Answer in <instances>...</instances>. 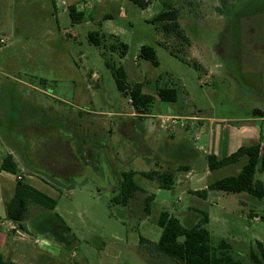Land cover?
<instances>
[{
	"label": "rangeland",
	"instance_id": "374dc122",
	"mask_svg": "<svg viewBox=\"0 0 264 264\" xmlns=\"http://www.w3.org/2000/svg\"><path fill=\"white\" fill-rule=\"evenodd\" d=\"M176 1L181 8L180 23L191 37V44L183 46L186 60L161 46L156 27L148 22L161 9V0H152L146 10L129 2L126 18L113 10L111 22L128 45L122 58L88 40V32L96 26L76 35L68 13L60 20V33L56 29L52 50L45 48L48 38L45 35L44 42L42 34L48 27L55 29L54 24L35 27L42 35L41 42L30 44V52L10 48L0 52V168L1 155L12 153L24 170L5 173L8 188L14 187L18 174L25 180L26 173L33 181L44 182L57 201L52 212L36 205L30 209L27 226L33 237H23L34 254L28 264H179L140 242L142 237L158 241L162 233L158 218L164 203L159 200L156 181L135 176L147 194L157 195L149 216H144L140 200L126 206L113 200L118 197L124 171H176L185 147L180 140L169 143V116L143 118L146 123L155 122L159 142L147 143L137 126L126 130L129 136L122 134L128 117L120 114L140 112L118 89L106 62L111 59L122 64L129 82L149 81L150 92L169 82L167 74L180 79L178 102L155 100L153 113L182 109L218 123L246 119L254 108H264V0ZM101 29L110 31L107 25ZM13 31L11 22H0V40L5 39V32ZM141 41L156 49L158 67L138 58ZM182 121L192 124L187 132L191 141L199 133V121ZM246 161L207 175L206 159L201 156L196 162L200 179L196 187L201 190L218 179L237 175ZM190 185L186 179L182 185L164 189L170 193L167 205L172 213L168 212L188 226L197 218L187 219V213L177 210L205 207L210 213L211 243L217 246L225 240L232 247L228 253L236 260L254 264L250 252L258 240L264 243V222L249 217L253 207L250 195L215 191L205 200L184 190V186L193 187ZM2 199L6 201L5 196ZM42 214L46 215L41 218ZM11 235L22 237L15 232ZM34 237L42 242H35ZM47 243L62 250L37 255L39 248L48 249Z\"/></svg>",
	"mask_w": 264,
	"mask_h": 264
},
{
	"label": "trees",
	"instance_id": "16d2710c",
	"mask_svg": "<svg viewBox=\"0 0 264 264\" xmlns=\"http://www.w3.org/2000/svg\"><path fill=\"white\" fill-rule=\"evenodd\" d=\"M130 1L142 9H146L152 4V0ZM176 2V0H161V9L148 22L156 27L158 43L171 54L177 57L182 55L186 60L183 54V46L186 47L191 44V37L180 23L181 8L176 6ZM69 16L73 23H79L84 18L82 12H77L72 7L69 9ZM88 40L97 47H103L112 53H117L120 58L124 57L128 51V45L113 34L92 31L88 34ZM139 58L149 61L154 67L160 65L153 46L142 45ZM106 64L112 70L118 89L129 97L133 108L140 113H151L152 105L157 98L167 103L175 104L178 102L180 87L176 83L157 87L154 95L145 91V81L129 82L127 72L122 64H117L111 59L107 60ZM192 64L196 67L194 63ZM251 114L254 117H264V111L260 108H254ZM263 138L264 136L260 141L253 144L243 145L227 156L208 155V167L211 171L240 162L243 158H246L247 161L237 175L218 179L208 184L205 189L196 190L193 193L204 199L208 197L210 192L215 191L247 193L253 198L263 200L264 185L256 180V173L264 172ZM1 168L12 174H17L20 171L19 164L12 154L4 157ZM184 169L187 168H179V170ZM137 175L156 181L160 188L170 190L175 183V171L164 169L139 172L131 169L122 173L121 181L117 186L119 194L113 201L126 206L130 201L137 203L140 200L143 203L144 216H149L154 195L147 194L144 188L135 181ZM34 205L52 212L57 206V201L26 180H18L15 184L14 194L6 204V216L18 224L21 229L27 230V220L31 214L30 209ZM199 215L193 224L185 226L178 217L163 210L158 218V225L162 228L159 240L152 241L142 237L140 242L158 256L170 257L179 264H241L239 260L228 253L232 250L231 244L225 240L220 241L217 246L211 243V232L208 228L209 215L204 211H199ZM250 215L252 214L250 213ZM260 219L264 222V214L260 215ZM250 258L254 264H264V243L256 242V245L251 249ZM0 264L15 263L5 260L0 253Z\"/></svg>",
	"mask_w": 264,
	"mask_h": 264
},
{
	"label": "crops",
	"instance_id": "0c3cea01",
	"mask_svg": "<svg viewBox=\"0 0 264 264\" xmlns=\"http://www.w3.org/2000/svg\"><path fill=\"white\" fill-rule=\"evenodd\" d=\"M129 2L133 3L130 0H0V22L2 23L11 22V24L14 26V31L5 32V39L0 40V43L4 44L2 46L0 45V52L8 48L12 49L13 51L28 50V52H30V49H33V46L30 44H34L36 42L40 43L41 42L40 39L42 35L44 38V42L46 41L45 35H47L48 38V40L44 43L47 44L45 45V48H47L46 46H48L49 51L52 50L51 44L52 42H55V39H57L56 38L57 32L60 33V24H59L61 22L60 20L64 19V17L66 16L65 13L69 14V9L71 7L76 9L77 12H82L84 14L83 20L80 21L79 23H73L71 20L72 27L74 32H76V35H79V33L82 30L86 29L87 27L96 26L97 29H95L94 31H101L107 34H113L116 35L121 40L118 34L119 31L116 29V27H114V24H112L111 22L113 18L112 12L113 10L114 11L116 10L118 12L119 17L121 18L128 17L127 10L129 7H131ZM149 7H147L146 9H148ZM146 9H142V10H146ZM109 20L110 22H108ZM52 24H54L55 29H52V27H48L42 35L40 34V32L37 33L35 32V27L37 25L38 27L43 28L48 25L51 26ZM104 25H107L109 27V29L107 30L110 31L102 30L101 27ZM90 32H88V34ZM67 34L68 33L66 31L65 36ZM70 34L72 35V33ZM60 36L62 35L60 34ZM142 45H149V44H146L144 43V41H141L139 45V52ZM166 76L169 80V82L166 84L176 83L181 88L182 84L180 79L174 76L172 77V75L170 74H167ZM174 78L176 81L174 80ZM141 81H144L143 78L133 82H141ZM145 82H147L145 85V91L155 95V92H150L149 90H147L149 81H145ZM164 85L161 84L159 87ZM156 100L160 101L158 98ZM152 109H151V113L149 114H144V113L136 114L135 112L125 113V114L121 113L120 115L122 117L124 118L128 117L125 120L127 122L122 124L123 125L122 129L125 130L122 131V134L125 137L129 136L126 135V130H128L129 128L132 129L137 126L141 134L140 136H142L147 143L149 141L154 142L155 140H156L155 142H159L161 136L159 134L160 131L155 125V122L150 121L146 123V121H143V118L144 117L160 118V116H170V117L172 116L177 118V123L175 125H180V127L181 126L182 127L174 128L175 125L172 124L170 128L172 129L171 132L169 131L170 129L168 128L166 129H168L169 131V138H170L169 143L175 141L178 142L180 140L182 142V145L185 147L181 149L180 157L182 160L179 161L178 165L180 166L178 167L179 168L185 167L187 169L183 170V172H185L184 174L179 175L178 172L182 170H179L177 165H175V169H176L175 183L173 187L182 185V183L186 181V179H188L191 183L190 186L193 187L184 186V190L189 191L193 195H196L193 193V191L199 190V188L196 187L197 184L200 182V179L196 174L197 171L196 162L201 156H205L206 159L205 170H206V174L208 175L212 173V171L208 167V160H207L208 155L213 154L218 157L230 155L231 153L235 152L239 147L260 141V139L264 136V117H254L252 116V114H250L249 117L243 120L234 119V121L230 122L229 120L231 119H225L222 123H218L213 119H207V118H202L200 116L189 115L188 113H185L182 109H178L177 111H175L174 109H172V111H164V112L160 111L159 113H153ZM262 110L264 111V108ZM182 118H185L187 120H194L195 122L199 121L198 124L199 133L196 134V137L194 136V139H192L191 141L188 140L189 137L187 136V132L190 131L192 124L185 123V125H182L179 120ZM195 140L198 141L199 143L195 142ZM171 144H169L170 146H168V148L171 147ZM262 144L264 146V138ZM1 157L3 162L4 159L3 155H1ZM19 168L24 170V167H21L20 164H19ZM5 173L10 174V172L2 170V168H0V223L2 221L10 222V219H8L6 216V204L12 198L16 184L15 183L14 187L11 188L10 190V188H8L7 185V180L9 178L8 176L5 175ZM28 175L29 174L25 173V180L29 184L33 185L34 187H36L41 191L44 190L43 191L44 193H46L47 195L53 198V196L50 195V193H48L49 189L46 188L45 186L46 184H44V182L33 181L34 179L32 178L34 177L32 175L29 176ZM256 180L264 185V172H257ZM206 187L207 185H205L204 188H201V190L205 189ZM152 195H154V200H155V197L157 195L155 193H153ZM2 196L6 197V201L2 202L3 200ZM159 197H160L159 198L160 202H162V204L164 203L163 210H167L171 212V210H169V205H167L170 199V193L164 192L163 188H159ZM208 197L205 200H207ZM250 198L251 201L249 202L252 203L253 207L248 213V215L251 218L260 219V215L264 214V199L258 200L251 196ZM259 208L261 210L258 211L255 210ZM54 210H56V208ZM162 211H160V213ZM177 211L178 213H183V214L187 213L186 218L190 220H194L198 218V216H200L199 211H204L208 213L210 220V213L207 209H205V207L199 208L195 206H190L186 212L181 209ZM178 213L177 215H179ZM250 213L252 215H250ZM44 215L46 214H42L41 218H43ZM9 229H10L9 225L0 224V253L3 255L5 260L11 261L15 264L30 263L29 261L32 259V257H34L33 253L30 254V251L32 250L31 248L32 246H30L29 241L25 240L23 237H27V236L33 237L31 235L32 231L28 230V228L27 230H23V232H21L20 230L16 231L10 229L12 233L15 232V234H18L17 236L19 235L20 237L22 236L21 239H19L18 237H16V235L15 236L11 235L12 233L9 231ZM34 241L35 242L38 241L40 243L42 242L39 240L38 237H34ZM46 246L48 249L39 248L38 253L36 254L38 255L39 253H41L44 255L45 253H49L50 251H51L50 253L58 254V252L62 250L59 247L51 246L49 243H47Z\"/></svg>",
	"mask_w": 264,
	"mask_h": 264
},
{
	"label": "built area",
	"instance_id": "2783aa9c",
	"mask_svg": "<svg viewBox=\"0 0 264 264\" xmlns=\"http://www.w3.org/2000/svg\"><path fill=\"white\" fill-rule=\"evenodd\" d=\"M169 118H170V120L172 121V124H176L177 123V118H175V117H170L169 116ZM180 120V122H181V124L182 125H185V122L184 121H182V120H187V119H179ZM18 179L19 180H22V179H24V177H23V175L22 174H18ZM1 225H9V227L12 229V230H16V231H18V227H17V224H15V222H13L12 220H10V222H7V221H2L1 223H0ZM38 242V241H37Z\"/></svg>",
	"mask_w": 264,
	"mask_h": 264
}]
</instances>
